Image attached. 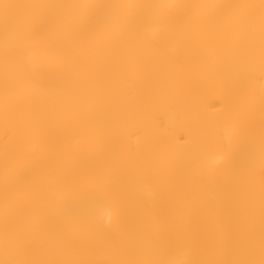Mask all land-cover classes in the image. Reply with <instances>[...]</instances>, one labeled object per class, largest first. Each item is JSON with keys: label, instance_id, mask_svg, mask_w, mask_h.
I'll return each mask as SVG.
<instances>
[{"label": "bare ground", "instance_id": "obj_1", "mask_svg": "<svg viewBox=\"0 0 264 264\" xmlns=\"http://www.w3.org/2000/svg\"><path fill=\"white\" fill-rule=\"evenodd\" d=\"M41 2L0 0V149L43 135L78 138L91 152L100 137L110 191L82 194L77 207L99 203L68 236L57 230L53 189L46 202L15 201L28 210L14 222L0 201V264H264L261 0H231L240 6L234 15L193 22L170 41L131 38L82 53L20 99L4 86L19 63L5 44L31 28ZM245 103L253 106L251 141L236 146L229 166L207 171L220 123ZM35 184L50 182L37 176ZM104 195L119 203V223H109Z\"/></svg>", "mask_w": 264, "mask_h": 264}, {"label": "snow or ice", "instance_id": "obj_2", "mask_svg": "<svg viewBox=\"0 0 264 264\" xmlns=\"http://www.w3.org/2000/svg\"><path fill=\"white\" fill-rule=\"evenodd\" d=\"M35 7L42 11L31 28L17 32L14 47L7 41L5 44L6 57L16 55L19 63L10 66L13 76L4 86L9 94L20 99L38 94L45 74L64 69L82 53L117 48L131 38L170 41L186 35L185 30L193 22L207 25L221 21L234 15L240 6L231 0L224 3L216 0H43ZM253 23L254 17L249 15L247 24ZM261 35L264 40V0H261ZM261 104L264 107V97ZM252 108L250 103H245L227 113L219 125L215 150L204 162L207 171L214 173L229 166L236 146L242 141H251ZM72 139L77 142L69 138L54 141L38 135L30 144L18 143L0 149V201L9 222L27 214L28 204L14 207L15 201L31 197L29 203L46 202L50 189L57 194L55 220L61 235H70L85 212L94 213L99 201H91L87 208L77 207V201L86 192L109 193L111 169L102 159L106 144L97 137L89 152L78 138ZM261 146L264 150V129ZM37 176L47 177L50 184L37 187ZM102 199L109 203V223L113 219L119 223V203L107 195ZM29 219L40 225L39 218Z\"/></svg>", "mask_w": 264, "mask_h": 264}]
</instances>
